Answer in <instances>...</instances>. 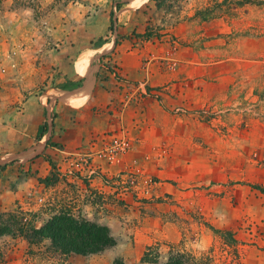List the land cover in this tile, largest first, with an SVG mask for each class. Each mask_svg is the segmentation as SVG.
Wrapping results in <instances>:
<instances>
[{
  "label": "rangeland",
  "instance_id": "1",
  "mask_svg": "<svg viewBox=\"0 0 264 264\" xmlns=\"http://www.w3.org/2000/svg\"><path fill=\"white\" fill-rule=\"evenodd\" d=\"M216 2L0 0V178L17 170L0 221L39 229L68 205L115 240L81 256L3 234L0 264H161L171 247L264 264V0L197 16Z\"/></svg>",
  "mask_w": 264,
  "mask_h": 264
},
{
  "label": "trees",
  "instance_id": "2",
  "mask_svg": "<svg viewBox=\"0 0 264 264\" xmlns=\"http://www.w3.org/2000/svg\"><path fill=\"white\" fill-rule=\"evenodd\" d=\"M234 0H222L216 2L214 5L205 7L197 12L202 20H212L223 15H231L237 17L235 13L236 8H240L246 4L254 3L253 0H235V5H231ZM231 6H234L233 8ZM83 80L78 82H70L61 86L62 90H73L82 85ZM47 133V125L44 124L38 127L37 138L40 140ZM49 177L44 178L43 182L47 185ZM264 191V190H262ZM3 214H0V218ZM12 218L15 220L11 224H2L0 221V235L12 234L23 235L29 232L31 236L38 238L49 239L51 246L64 255H93L100 253L115 245V240L112 237L109 229L106 226L99 225L95 222L89 221L80 214H73L70 206L61 205L60 209L53 213L45 224L39 228H30L26 223V219L22 216V212L13 214ZM214 232L220 235L224 232L215 230ZM226 242L235 243L233 238L224 237ZM159 246H150L146 249L141 259L146 263H158ZM188 255L184 252L170 248V251L164 262L161 264H188ZM114 264H122L116 263Z\"/></svg>",
  "mask_w": 264,
  "mask_h": 264
},
{
  "label": "crops",
  "instance_id": "3",
  "mask_svg": "<svg viewBox=\"0 0 264 264\" xmlns=\"http://www.w3.org/2000/svg\"><path fill=\"white\" fill-rule=\"evenodd\" d=\"M85 81H86V79H85ZM83 82H84V79H83ZM83 82H82V84H83ZM85 83V82H84ZM83 86V85H82ZM82 86H80V87H82ZM80 87H78V88H80ZM63 91H65V90H63ZM62 99H64V96L62 97ZM63 102V101H62ZM64 103V102H63ZM64 104H67V103H64ZM68 105H71V106H73V107H75V106H77V105H73V104H68ZM67 109V108H66ZM37 130H38V128H37ZM37 130H36V134H37ZM45 138V137H44ZM43 138V139H44ZM49 138H50V133H49ZM49 138H47L48 140H49ZM42 139V140H43ZM46 145H47V143L46 142H44L43 143V145L41 146L42 147V149H45L46 148ZM38 159H40V158H38ZM14 163H16V162H14ZM18 163V162H17ZM19 164V163H18ZM15 171H17L16 170V166L15 165H11V166H8V167H6L5 169H4V171H3V176L0 178V200L4 197V195H5V193H9V192H14V191H12L11 189H9V188H7V187H3V188H1L2 186H3V184H4V180L5 179H7L8 177H10V175L11 174H13V173H15ZM48 173V171H45L44 170V172L42 173V175L44 176V175H46ZM20 186H22V185H18V188L20 187ZM12 201H14V198H12Z\"/></svg>",
  "mask_w": 264,
  "mask_h": 264
},
{
  "label": "bare ground",
  "instance_id": "4",
  "mask_svg": "<svg viewBox=\"0 0 264 264\" xmlns=\"http://www.w3.org/2000/svg\"><path fill=\"white\" fill-rule=\"evenodd\" d=\"M92 80H93V77L92 75H88L87 78H86V81L84 83V85L80 88H75L73 90H65V91H62L63 93V96L65 93H71L73 94V97L77 100H84L88 94H89V89L92 87Z\"/></svg>",
  "mask_w": 264,
  "mask_h": 264
}]
</instances>
